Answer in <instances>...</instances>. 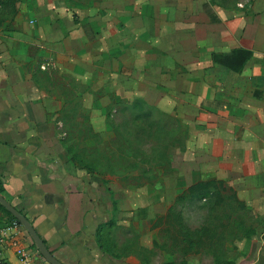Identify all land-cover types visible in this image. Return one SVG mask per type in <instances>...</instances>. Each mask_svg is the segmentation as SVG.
<instances>
[{"label":"rangeland","instance_id":"374dc122","mask_svg":"<svg viewBox=\"0 0 264 264\" xmlns=\"http://www.w3.org/2000/svg\"><path fill=\"white\" fill-rule=\"evenodd\" d=\"M209 1L230 28L241 21L233 3L251 16L250 23L264 27L249 0ZM198 2L0 0V20L10 25L17 17L16 30L22 18L30 25L46 23L42 9L38 15L31 10L35 3L62 10L47 18L48 46L58 39V26L78 37L62 44L60 58L68 65L60 75L52 73L51 92L62 100V111L52 118L64 152L79 166L78 180L91 179L89 188L78 190L105 218L96 236L109 247L111 264H264V210L247 208L229 180L215 181L217 162L199 152L216 146L197 143L202 98L188 95L194 82L187 80L183 59L194 56L199 37L230 56L237 35L198 22L204 14ZM223 53H217L220 63L227 59ZM195 67L190 65V76ZM195 182L219 187L213 185L207 196L198 190L190 195L186 188ZM168 215L176 216L175 223L181 218V233H164Z\"/></svg>","mask_w":264,"mask_h":264},{"label":"crops","instance_id":"0c3cea01","mask_svg":"<svg viewBox=\"0 0 264 264\" xmlns=\"http://www.w3.org/2000/svg\"><path fill=\"white\" fill-rule=\"evenodd\" d=\"M199 1L198 13L204 14L199 15L198 22H211L215 33L225 29L230 35L231 31L237 35L230 56L217 44L210 42L208 46L199 37L194 41V56L183 59L188 66L187 80L194 82L188 95L202 98L197 143L216 146L199 152L203 159L217 162L215 178L219 180L215 181L229 180L247 208L264 210V36L260 35L264 27L255 26V21L250 23L251 16L239 11L236 3L233 12L238 13L242 22L230 28L209 0ZM249 2L254 6L256 20H264V0ZM30 8L35 15L42 9L46 23L30 25L27 18H22L23 22L18 23L20 29L16 30L12 23H17V17L10 25L5 17L0 20V181L4 189L1 196L28 219L59 262L111 264L109 247L105 248L96 236L103 229L105 218L101 219L93 200L78 190L89 188L91 179L86 175L85 180H78L79 166L74 168L73 154L64 152L58 140L57 121L52 118V113L62 111V100L51 92L55 78L52 73L60 75L63 66L68 65L61 61L62 44L74 43L78 37L73 39L74 32L58 26V39L48 46L47 18H56L62 10L36 3ZM219 52L227 58L222 63L217 61ZM46 64L54 68L42 70L41 66ZM218 64L223 68L220 73L216 72ZM190 65L197 66L194 76H190ZM211 67L215 71H210ZM166 69L167 73L171 70L167 64ZM196 183L188 185L186 191ZM9 221L4 217L0 223ZM16 230L20 244L28 249L35 264H48L34 249L26 232L19 226ZM1 251L6 261L17 264L11 246L4 245Z\"/></svg>","mask_w":264,"mask_h":264},{"label":"water","instance_id":"95a60500","mask_svg":"<svg viewBox=\"0 0 264 264\" xmlns=\"http://www.w3.org/2000/svg\"><path fill=\"white\" fill-rule=\"evenodd\" d=\"M0 205L9 213L12 215V217L19 223L20 227H22L26 234L29 236L31 242L35 246V249L37 250L38 254L41 256V258L48 264H63L59 262L54 256L51 254V252L46 247L43 240L40 238V236L35 231L32 224L28 221V219L22 215L20 212H18L12 205H10L1 195H0Z\"/></svg>","mask_w":264,"mask_h":264},{"label":"built area","instance_id":"2783aa9c","mask_svg":"<svg viewBox=\"0 0 264 264\" xmlns=\"http://www.w3.org/2000/svg\"><path fill=\"white\" fill-rule=\"evenodd\" d=\"M18 225L14 222L12 225L0 229V264H10L2 255L1 250L4 245L11 246L14 250L17 264H35L31 253L20 244L18 240Z\"/></svg>","mask_w":264,"mask_h":264},{"label":"trees","instance_id":"16d2710c","mask_svg":"<svg viewBox=\"0 0 264 264\" xmlns=\"http://www.w3.org/2000/svg\"><path fill=\"white\" fill-rule=\"evenodd\" d=\"M211 1H213V0H211ZM235 4L236 3H233V7L235 6ZM0 6H2V4H0ZM213 185H216V188L217 187H219V185L218 184H216V183H212V182H208V183H198V184H195V185H193L192 187H190L189 189H188V193L190 194V195H192V193H193V195L195 196V193L197 192V190L199 191V192H202V193H204V195L205 196H207V195H209L210 193H209V191H210V188L213 186ZM216 190V189H215ZM4 192V189H3V185H2V183H1V181H0V195L2 194ZM197 194V193H196ZM204 195H201L200 196V198H204ZM213 195V194H212ZM0 211L1 212H3L4 214H6L7 216H8V218H9V220L11 221V222H15L19 227H20V225H19V223L12 217V215L11 214H9L1 205H0ZM175 220H176V216H166V218H165V220H164V226H167V227H165L164 229H163V231H164V233H166V234H168V235H170V231H171V229H175V231H177V227L178 228H180L181 227V218L178 216L177 217V223H175ZM23 231H25L22 227H20ZM178 233H181V230L179 229V231H177ZM32 246L34 247V249H35V246L33 245V243H32ZM185 249H188V247L187 248H185ZM187 251L188 250H184V252L185 253H187ZM40 256V255H39Z\"/></svg>","mask_w":264,"mask_h":264}]
</instances>
